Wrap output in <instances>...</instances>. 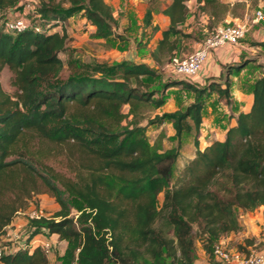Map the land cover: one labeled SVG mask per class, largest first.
<instances>
[{
    "label": "trees",
    "instance_id": "obj_1",
    "mask_svg": "<svg viewBox=\"0 0 264 264\" xmlns=\"http://www.w3.org/2000/svg\"><path fill=\"white\" fill-rule=\"evenodd\" d=\"M187 1L171 0L162 10L170 25L150 52L159 65L179 56L171 36L181 33L177 25L187 17ZM197 1L201 11L220 6L219 0ZM23 2L0 0V10L16 13ZM33 3L38 22L29 28L12 31L0 24V73L8 66L17 88L13 96L0 82V235L19 211L30 209L35 195L49 193L60 209L52 216H28L25 242L3 252L0 264H51L44 245L33 243L45 234L67 242L55 264H190L197 239L214 255L221 237L241 228L239 210L264 205V75L252 85L251 109L238 115L224 140L202 150L197 135L204 94L209 89L228 97V80L203 88L167 76L157 89L148 78L159 80L160 73L143 62L124 60L110 68L72 54L64 59L68 18L80 14L97 35L109 37L119 26L112 5L108 0ZM153 10L150 5L145 12L144 30ZM178 84L192 89L195 101L148 120L173 123L177 144L164 148L161 139L149 140L142 120L146 108L163 105L166 90ZM189 119L196 129V155L172 184L182 135L193 128ZM36 139L74 146L81 165L76 177L40 170L31 146Z\"/></svg>",
    "mask_w": 264,
    "mask_h": 264
},
{
    "label": "crops",
    "instance_id": "obj_2",
    "mask_svg": "<svg viewBox=\"0 0 264 264\" xmlns=\"http://www.w3.org/2000/svg\"><path fill=\"white\" fill-rule=\"evenodd\" d=\"M108 1L114 9L119 25L130 29H144L143 19L151 3L149 0ZM154 2L153 18L149 27L153 28L155 40L152 44L149 43L145 55L135 62H143L157 69L161 81H164L166 76L161 71L162 69L164 73H168L167 76L186 79L196 87L205 88L211 81H220L223 86H225V80L229 82L228 97H220L216 91L209 89L204 94L202 122L197 135L199 148L203 150L215 141L224 140L228 129L237 124L238 115L241 112H248L253 105L252 85L258 77L264 75L261 68L257 66L264 61V21L255 20L257 10H264V0H219L220 6L215 11H201L199 9L200 3L197 0L186 2L187 17L177 25L181 33L171 36L172 39H177L178 48L175 52L178 55H187L197 50L207 34L219 25L245 24L247 26L246 34L238 44L226 43L211 49L198 72L192 76L175 75L177 73L170 67L169 63L159 65L151 58V50L163 37L162 30L167 29L170 25L169 16L165 15L162 10L171 0H154ZM157 4L162 6L157 8ZM119 12L125 15L119 18ZM134 13H136L137 20H135ZM73 17L75 15L68 18L67 21H71ZM81 22L90 24L96 30V27L88 22L85 17L81 18ZM156 27H158L157 31L154 30ZM183 34H189V36ZM150 36L146 35L143 41H147ZM257 53L259 54L257 55ZM166 94V102L156 108L155 114L161 115L164 112L183 109L192 104L196 97V93L192 89L183 87L182 84L170 86L166 90ZM189 122L193 126L191 119ZM155 125L160 129V133L156 137L162 140L163 147L176 146L174 142H177V139L175 138L173 123L165 121ZM164 126L168 131L164 130L163 132ZM195 137L196 129L194 126L191 131L183 133L180 155L175 166L180 165L183 168L195 157L197 151ZM167 139L172 140V145L169 147L165 144ZM238 219L241 228L238 231L223 235L220 243L231 251L247 253L255 248L264 252V205L254 210L240 209ZM14 223L15 219L12 224ZM52 236L58 237L57 235ZM195 245V257L190 264H225L217 255L208 254L199 239L196 240ZM233 264L242 263L234 262Z\"/></svg>",
    "mask_w": 264,
    "mask_h": 264
},
{
    "label": "rangeland",
    "instance_id": "obj_3",
    "mask_svg": "<svg viewBox=\"0 0 264 264\" xmlns=\"http://www.w3.org/2000/svg\"><path fill=\"white\" fill-rule=\"evenodd\" d=\"M150 5H154V0H149ZM166 1V0H163ZM33 0H24L23 4L16 12L15 15L26 19L29 23L38 22V19L32 14L34 8ZM161 4H157V8H160ZM155 7V6H153ZM5 14V11H2ZM119 18L125 15L119 12ZM135 20H137L136 13H134ZM82 16L76 14L71 21H67V31L69 34V39L67 43V50L62 53V58L66 59L68 54H72L76 59L89 64H94L97 62H106L113 68L121 61L135 62L139 61L143 55L147 52L149 43L154 42V33L152 27H147L145 30H140L139 28H125L121 24L114 29L113 34L109 37H101L97 35L96 30L90 26V24L81 22ZM0 24H3V19H0ZM38 24V23H36ZM95 30V31H94ZM146 35H151L148 37L147 41H143ZM153 40V41H152ZM259 53H257L258 55ZM185 56V55H179ZM256 66V65H255ZM261 68V72H264V61L257 64ZM160 70V69H159ZM164 75V81L167 79V74L161 69ZM68 70L66 69L65 74ZM171 72V71H170ZM175 74V73H174ZM181 75V74H175ZM14 74L8 66H5L0 73V82L3 88L16 96L17 88L13 85ZM148 80L152 84L153 88H159L162 86L163 81L156 77H149ZM158 85V87H157ZM156 96H160L157 93ZM128 106L124 107V111L127 112ZM156 111L154 105L149 106L145 110V117L142 120V124H147V136L149 140L154 143L156 137L160 133L158 126L154 124H148V120L153 119ZM131 117H129L130 119ZM128 119V120H129ZM125 120L124 123H127ZM168 131L166 126L163 128V132ZM188 138V135H187ZM176 140V139H175ZM174 140V141H175ZM177 144V142H174ZM166 146L172 145V140L167 139L165 142ZM33 151L36 154V158L39 160L38 168L42 171H47L53 169L55 172H59L66 177L75 178L77 172L80 171V158L75 152V147L72 145H60L46 140L36 139L31 143ZM167 148V147H166ZM187 164V163H186ZM185 164V165H186ZM185 167V166H184ZM184 167L180 165L175 166L174 174L172 178V184H177L179 179L183 174ZM160 203L163 200V193L159 195ZM31 208L43 209L47 216H52L55 211L60 209V204L57 202L55 197L51 196L49 193H43L41 195H35L31 199ZM78 210L73 208L71 215L76 217ZM29 218L27 214L21 213L15 218V223L7 227L5 234L0 235V250L1 252H7L14 250L21 244L25 242L26 236L30 233L28 228ZM49 241L51 248L48 251V256L50 258V263H59L58 256L62 255L66 248V242L62 241L58 237L52 236L50 234H45V236L36 237L33 243ZM73 264H76L73 263Z\"/></svg>",
    "mask_w": 264,
    "mask_h": 264
},
{
    "label": "built area",
    "instance_id": "obj_4",
    "mask_svg": "<svg viewBox=\"0 0 264 264\" xmlns=\"http://www.w3.org/2000/svg\"><path fill=\"white\" fill-rule=\"evenodd\" d=\"M15 14L11 12L2 14L0 10V17L5 15L2 19L7 30L21 31L30 27V23L26 19ZM255 20L264 21V10H257ZM246 32L247 26L245 24L219 25L207 34L197 50L185 56H174L169 62L170 67L178 74L192 76L198 72L202 62L206 59L211 49L226 43L238 44ZM19 213L27 214L30 218L47 216L44 210L40 208H31L24 212L19 211ZM40 243L44 245L47 251L50 250L51 244L49 241ZM2 253L0 250V255ZM214 254L220 257L225 264H233L234 262L242 264H264V252L255 248L244 253L241 251H231L221 243H216L214 246Z\"/></svg>",
    "mask_w": 264,
    "mask_h": 264
}]
</instances>
